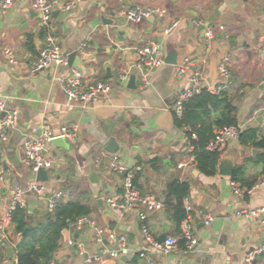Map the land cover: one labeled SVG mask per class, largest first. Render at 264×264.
<instances>
[{
    "label": "crops",
    "instance_id": "0c3cea01",
    "mask_svg": "<svg viewBox=\"0 0 264 264\" xmlns=\"http://www.w3.org/2000/svg\"><path fill=\"white\" fill-rule=\"evenodd\" d=\"M51 1L72 3L73 7L68 12L56 9L58 13H52L48 29L39 26L30 8L32 0H14L8 9H0V100L6 108L19 113L17 129L0 147V224L6 235L0 264H8L6 248L13 251L15 263V247L21 239L14 234L8 217L14 190L24 191V209L30 219L47 212L45 202L27 191L34 178L21 162L23 135L39 134L44 124L55 134L62 127L76 131L74 143L66 140L68 150L50 144L44 152L52 164L48 181L40 182L46 195L60 191L65 200L87 203L92 209L86 217L89 223L67 230V242L62 236L53 256L54 264H82L86 256L112 250L114 245L106 238L108 232L125 237L130 252L105 264H149L140 253L150 256L153 264H243L245 255L262 243L263 236L254 218L235 213L241 208L264 207V188L240 199L232 192V176L219 174L218 168L213 176L196 170L183 131L173 125L172 105L188 86L189 77L176 74L174 65L184 56L205 58L206 83L213 69L214 77L208 86L214 87L220 81L219 61L227 55L230 79L226 84L232 82L229 93L239 97L233 103L237 127L241 131L255 129L264 135V56L260 53L264 0ZM135 7L158 8L166 13L132 23L126 19V12ZM175 21L178 26L166 33ZM198 21L213 28L215 40L209 48L203 45V33L195 24ZM47 33L57 37L67 65L31 73L30 65ZM150 44L158 47L162 60L174 52L175 64L163 61L156 69H138L136 50ZM6 48L12 50L15 65L5 59ZM69 54H75L72 67L68 66ZM71 70L81 72L85 83H109L110 92L89 105L70 102L57 79ZM127 70L135 77L134 87L129 85L130 76L126 82L119 81L120 74ZM214 118L211 113L208 122ZM111 142L109 148L114 153L106 150ZM252 150L258 149L228 141L220 155L219 160L232 165L233 171L245 163L241 184L237 183L241 189L262 179L257 165L262 151ZM107 157L117 159L127 170H135L139 193L161 202L160 210L147 214L146 225L155 241L174 238V250L163 254L145 242L136 210L108 207V198L121 197L123 175L110 170L111 161L105 164ZM174 180L190 185L193 234L201 253L186 252L181 247L182 223L177 225L170 217L175 199L168 196L167 190ZM205 217L211 218L209 225H205ZM96 230L104 232L101 243L96 240ZM257 264H264V254L257 257Z\"/></svg>",
    "mask_w": 264,
    "mask_h": 264
},
{
    "label": "built area",
    "instance_id": "2783aa9c",
    "mask_svg": "<svg viewBox=\"0 0 264 264\" xmlns=\"http://www.w3.org/2000/svg\"><path fill=\"white\" fill-rule=\"evenodd\" d=\"M14 0H0V9H8ZM73 4H60L51 0H32L30 3L31 10L36 13L39 19V26L43 29L50 27L52 13L54 10L59 9L63 12H68L72 9ZM166 13L163 9L158 8H130L126 12V19L132 23H140L143 20L155 17L163 16ZM178 21L173 22L166 30V33L172 31L178 26ZM197 26H203L204 29V42L209 48L211 42L215 40L213 28L205 25L202 21L195 23ZM223 29V27H219ZM85 45L80 47V51L83 53ZM260 53L264 56V40ZM3 55L9 64L15 65L16 59L10 49H4ZM136 67L140 70L156 69L163 65V60L159 57V50L155 44H150L146 47L136 50ZM229 57L227 55L222 56L217 70L220 81L214 86H208L206 83V59L194 58L191 56L182 57L175 65L174 70L179 76L189 75L188 86L180 92L177 99L172 105L173 114L177 117H181L183 112V104L191 99L193 96L199 94L203 89H206L210 93L217 94L220 92L226 82L230 79V73L228 71ZM56 65H67V56L62 53L60 43L57 37L53 33H47L43 45L39 50L38 56L35 61L30 65L31 73H38L47 68ZM130 76V71L122 72L119 76L120 82H126ZM63 93L70 102H76L83 105H89L96 102L100 96L106 95L111 90L109 83L95 82L85 83L84 76L81 72L71 70V72L63 77L57 79ZM144 86L147 84L143 77ZM19 121V113L16 109H8L2 100H0V147L6 144L13 133L17 129ZM240 127H228L222 129L216 133L215 140H213L207 147L209 151L222 152L228 141H237ZM56 138H63L72 143L76 140V131L62 127L59 132L55 134L51 127L44 124L40 127V132L37 135L32 133L24 134L21 139V162L32 173L34 182H32L27 191L35 193L39 199L45 202L47 212L52 213L55 206L58 204L62 197V192L58 191L50 195H46L44 185L35 180V175L39 170L48 171L51 169L52 164L44 152L52 140ZM191 138L195 139V135L191 134ZM184 143L188 152H191L192 147L188 143L187 137H184ZM110 170L113 173L123 175L121 181L122 194L119 200L115 198H108L106 203L108 207L121 210H136L137 218L140 222V232L144 237L145 242L151 245L155 250L163 254L168 253L176 248V241L172 237H167L163 241H155L149 234L148 227L146 225V218L148 213L158 211L162 208L161 202L156 200L150 195H141L134 184L135 170H127L121 167L117 159H113L110 163ZM1 178V176H0ZM231 189L234 195L242 199L246 194L252 193L258 188H264V179H260L249 189H241L235 182H231ZM24 191L20 188H16L13 192L11 207L8 217L16 208L24 209ZM183 207L187 213L186 218L182 221V238L186 242L185 251H197L201 253L202 250L193 234L192 224V205L188 197L183 200ZM236 216L250 217L257 221L261 234L263 236L262 243L252 251L248 252L244 257L243 264H257V257L264 254V207L255 208H241L236 211ZM205 225H209L211 222L210 217L204 218ZM85 223H89L86 217L78 219L74 223L69 224V229L81 228ZM102 230H96V240L98 243L102 242ZM106 238L113 243L114 248L112 250H104L101 254L88 257L84 259L82 264H90L92 262L96 264H105L107 260H113L120 255H128L130 248L127 241L123 236H117L112 232H108ZM6 235L4 227L0 224V246L4 244ZM70 243V242H69ZM83 255V251L80 253ZM140 257L145 258L149 264H153L150 256L145 253H140ZM50 264H54L53 262Z\"/></svg>",
    "mask_w": 264,
    "mask_h": 264
},
{
    "label": "trees",
    "instance_id": "16d2710c",
    "mask_svg": "<svg viewBox=\"0 0 264 264\" xmlns=\"http://www.w3.org/2000/svg\"><path fill=\"white\" fill-rule=\"evenodd\" d=\"M226 87V88H225ZM232 82H228L217 94L203 89L199 94L193 96L183 104L181 117L172 114L173 125L182 130L192 147L189 156L193 158L196 170L205 175L216 174L220 152L209 151L208 145L215 140L216 133L228 127H237L236 106L234 101L239 99L237 95L232 96L229 89ZM211 113L215 114L214 120L209 123ZM195 135V139L191 138ZM242 147H249L262 151L257 156V165H260V174L264 179V135L255 129L240 131L238 140ZM245 163L234 169L232 181L241 184ZM136 178V175H135ZM134 178V184H135ZM255 182L245 186L251 188ZM168 196L175 199L171 208V219L180 225L186 218L183 200L188 197L190 185L185 182L171 181L167 187ZM92 213L87 203L60 198L52 213H37L30 219L25 209L16 208L10 214V222L13 232L20 236V242L15 247V264H50L53 256L62 241V232L69 230V224L78 219L88 217ZM5 244L0 246L4 249ZM186 242L181 241L184 249Z\"/></svg>",
    "mask_w": 264,
    "mask_h": 264
},
{
    "label": "water",
    "instance_id": "95a60500",
    "mask_svg": "<svg viewBox=\"0 0 264 264\" xmlns=\"http://www.w3.org/2000/svg\"><path fill=\"white\" fill-rule=\"evenodd\" d=\"M56 13H58V10L53 11V14H56ZM197 30L199 32L203 33L202 34V37H203L204 36L203 26H198ZM203 45H205L204 41H203ZM74 57H75V54H69V56H68V66L72 67V64H73V61H74ZM163 61H164L165 64L174 65L175 62H176V55L174 54V52H171L170 54H168V56L163 58ZM142 72H143V70H142ZM210 74L211 75L207 78L208 84L212 83V79H213L212 77H214V70L213 69L211 70ZM134 80H135L134 75H131L130 78H129V85H131V87H134ZM263 82H264V78H263ZM51 144L53 146L64 148L65 150H68V148H69V145L67 144L66 140L63 139V138H56V139L52 140ZM111 144H112V142L108 144V147H107L106 150L109 153H114L115 150H112V149L109 148L110 146H112ZM252 152L253 153H260V151H258V150H252ZM110 161H111L110 158H108V157L105 158V164L106 165H108ZM217 168H218L219 174H221V175L232 176V174H233L232 165H229L227 163H223L222 160L218 161ZM48 172L49 171L39 170L36 173V175H35L36 181L42 182V183L47 182L48 181ZM92 178H95V175H93L91 177V180H92ZM62 236H63L64 241L67 242L68 241V231L64 230L62 232ZM6 258H7L8 264H15L14 261H13L14 260L13 251L11 249H9V248H6Z\"/></svg>",
    "mask_w": 264,
    "mask_h": 264
}]
</instances>
